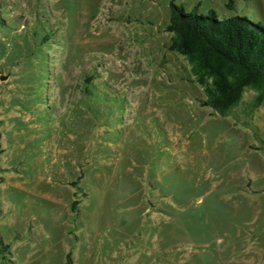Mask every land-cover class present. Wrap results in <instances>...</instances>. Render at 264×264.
I'll return each instance as SVG.
<instances>
[{
  "label": "rangeland",
  "instance_id": "rangeland-1",
  "mask_svg": "<svg viewBox=\"0 0 264 264\" xmlns=\"http://www.w3.org/2000/svg\"><path fill=\"white\" fill-rule=\"evenodd\" d=\"M172 2L264 28V0H0V264H264V99L205 107Z\"/></svg>",
  "mask_w": 264,
  "mask_h": 264
},
{
  "label": "trees",
  "instance_id": "trees-1",
  "mask_svg": "<svg viewBox=\"0 0 264 264\" xmlns=\"http://www.w3.org/2000/svg\"><path fill=\"white\" fill-rule=\"evenodd\" d=\"M169 12V50L188 62L206 95L205 107L224 115L238 105L246 89L259 91L264 99L263 27L240 17L219 21L214 13L188 14L174 2ZM7 251L0 237V255ZM66 264H72L70 257Z\"/></svg>",
  "mask_w": 264,
  "mask_h": 264
}]
</instances>
